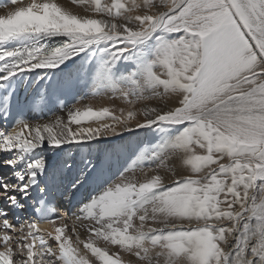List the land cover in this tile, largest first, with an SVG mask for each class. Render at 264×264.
Here are the masks:
<instances>
[{
    "label": "snow or ice",
    "instance_id": "6c2138e0",
    "mask_svg": "<svg viewBox=\"0 0 264 264\" xmlns=\"http://www.w3.org/2000/svg\"><path fill=\"white\" fill-rule=\"evenodd\" d=\"M70 4L0 12V264H264V0Z\"/></svg>",
    "mask_w": 264,
    "mask_h": 264
},
{
    "label": "bare ground",
    "instance_id": "6f19581e",
    "mask_svg": "<svg viewBox=\"0 0 264 264\" xmlns=\"http://www.w3.org/2000/svg\"><path fill=\"white\" fill-rule=\"evenodd\" d=\"M6 4H7V0H0V12L6 11V9L4 8V5H6ZM69 6L74 8V9L76 8L75 5L70 4V0H69ZM83 103L90 104L93 106V108H100V107L115 108L116 114H119V109L121 107H126V105H123L120 100H110L105 96L93 98L91 96V94H89V96L86 97V99L83 101ZM129 175H132V173H129ZM135 175L139 176V172H136ZM59 223L60 222L58 221L56 225L45 224V225H42V227H45V228H48L51 230L52 228L59 226ZM69 226H71V221H69Z\"/></svg>",
    "mask_w": 264,
    "mask_h": 264
}]
</instances>
